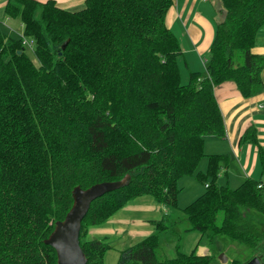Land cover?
<instances>
[{"label":"trees","instance_id":"obj_1","mask_svg":"<svg viewBox=\"0 0 264 264\" xmlns=\"http://www.w3.org/2000/svg\"><path fill=\"white\" fill-rule=\"evenodd\" d=\"M221 3L204 71L182 80V52L165 21L171 0H84L78 10L54 0L5 1L4 14L22 30L11 36L0 23V264H57L44 239L70 208L72 189L126 174L127 185L94 199L81 220L85 264H103L108 248L88 228L145 194L167 215L123 248L116 264L206 263L194 248L158 255V233L182 219L189 229L257 251L249 257L264 264V232L245 214L264 216V147L257 145L261 177L235 187L217 182L227 154L203 149L206 135H225L215 86L232 80L244 97L262 86L264 56L251 47L264 24V0ZM23 37L33 41L36 62ZM239 140L258 144L255 128ZM202 157L205 170H196ZM188 174L205 187L180 207L177 181Z\"/></svg>","mask_w":264,"mask_h":264},{"label":"crops","instance_id":"obj_2","mask_svg":"<svg viewBox=\"0 0 264 264\" xmlns=\"http://www.w3.org/2000/svg\"><path fill=\"white\" fill-rule=\"evenodd\" d=\"M5 1L0 0V23L11 34L15 32L19 36L22 26L20 24L21 30L18 33L14 28V20L4 14ZM54 1L68 10H78L84 6V0ZM223 16L221 0H171L165 21L179 42L182 52L179 67L181 66L183 79L187 80L191 71H204L203 58L209 50L215 25ZM251 52L264 56V24L256 32ZM261 80L262 86L248 97L240 94L232 80H225L214 88L223 117L225 135H206L203 149L207 154H227V165L221 169L219 177L221 180L226 179V185L229 187L234 184L237 186L246 177H261L257 145L264 147V66L261 70ZM249 126L255 128L258 144L239 140ZM218 141L222 144L218 145ZM218 146H221V149ZM165 215L167 210L162 204L150 195H140L128 201L102 224L90 226L88 237L99 239L108 245L103 255V264H116L120 251L149 235L154 230L153 222ZM168 217H171L170 214ZM206 250L204 244L195 247V253L198 255H205Z\"/></svg>","mask_w":264,"mask_h":264},{"label":"rangeland","instance_id":"obj_3","mask_svg":"<svg viewBox=\"0 0 264 264\" xmlns=\"http://www.w3.org/2000/svg\"><path fill=\"white\" fill-rule=\"evenodd\" d=\"M13 20V24H16V27L14 28L19 33L21 30V23L19 19ZM1 28L4 29V26L1 25ZM20 34L21 32L19 33V35ZM9 35L14 36L15 32H12V34L9 32ZM28 41H31V44L29 42L27 44H24L25 51L30 55L32 60L36 62L37 60L35 59L34 54L31 50L33 41L31 39H28ZM218 142H220L218 145L222 144L221 141ZM218 147L219 149H221V146ZM206 162V157H202L196 166V170L204 171ZM217 182L219 184L226 185V179L221 180L220 177H217ZM203 184L204 183L199 181L192 174L181 176L177 181V186L179 188L177 192V205L182 207L195 199L201 191H204L205 185ZM234 185L231 187H235ZM197 192L198 194H196ZM245 214L250 215L258 220L260 227L264 232V216L258 215L255 212L248 211H245ZM221 219L222 213L219 212L217 215V222L220 223ZM190 227L191 225L189 221L186 219H182L177 224H174L170 229L159 232L157 248L158 255L160 257L170 258L176 255L177 250L189 252L191 249H195L198 244H204L207 247L205 253L208 256V261L204 264H238L236 260L245 262L249 258L253 257H249L250 255L257 252L255 250L253 251L252 249L247 248V246L231 239L225 234L215 233L214 235L209 237L206 233H200L195 229H189ZM262 248L264 247L262 246L260 249L263 250ZM220 254H223L226 257L225 261L221 260V258L219 257Z\"/></svg>","mask_w":264,"mask_h":264},{"label":"water","instance_id":"obj_4","mask_svg":"<svg viewBox=\"0 0 264 264\" xmlns=\"http://www.w3.org/2000/svg\"><path fill=\"white\" fill-rule=\"evenodd\" d=\"M67 41L68 39L61 44V48H64ZM128 180L129 175L126 174L118 180L95 182L86 188L77 185L72 189L70 208L62 219L55 221L48 237L44 239L45 243L54 248L57 264H85L87 258L80 247L78 238L83 216L94 199L127 185ZM219 257L222 261L226 260L223 254ZM242 264H261V261L257 256H253Z\"/></svg>","mask_w":264,"mask_h":264},{"label":"built area","instance_id":"obj_5","mask_svg":"<svg viewBox=\"0 0 264 264\" xmlns=\"http://www.w3.org/2000/svg\"><path fill=\"white\" fill-rule=\"evenodd\" d=\"M29 41H28V39H26V38H22V40H21V43L22 44H27ZM30 44H31V41L29 42Z\"/></svg>","mask_w":264,"mask_h":264}]
</instances>
